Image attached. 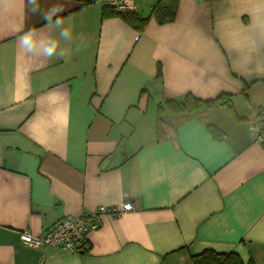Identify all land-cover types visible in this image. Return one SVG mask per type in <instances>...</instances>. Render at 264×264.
<instances>
[{"label":"crops","instance_id":"crops-1","mask_svg":"<svg viewBox=\"0 0 264 264\" xmlns=\"http://www.w3.org/2000/svg\"><path fill=\"white\" fill-rule=\"evenodd\" d=\"M109 1L0 0V264H264V0H139L143 31ZM66 215L87 253L21 241Z\"/></svg>","mask_w":264,"mask_h":264},{"label":"built area","instance_id":"built-area-1","mask_svg":"<svg viewBox=\"0 0 264 264\" xmlns=\"http://www.w3.org/2000/svg\"><path fill=\"white\" fill-rule=\"evenodd\" d=\"M109 7H113L121 16H126L132 12H138L139 0H111ZM252 138L260 143L264 148V108H262L257 118L249 125ZM125 209H130L126 205ZM110 211L105 206H101L93 213L94 217H100ZM98 222L84 215H66L60 218L46 232L34 235L30 231L21 233L20 238L23 244L34 248L54 247L67 252H78L80 247L86 242L89 232L98 227Z\"/></svg>","mask_w":264,"mask_h":264},{"label":"trees","instance_id":"trees-1","mask_svg":"<svg viewBox=\"0 0 264 264\" xmlns=\"http://www.w3.org/2000/svg\"><path fill=\"white\" fill-rule=\"evenodd\" d=\"M109 8L114 11V13L121 16L120 13H118L113 7ZM177 8V0H159L155 4L152 13L159 23L172 22L176 17ZM121 17L140 31L144 30L147 22L146 18H141L138 15V12H132ZM189 98L190 95L185 97L187 100L184 102L169 100L166 102V105L171 107L175 112H190L196 110L198 107H200V104H202L201 101L196 99L189 102ZM87 244L88 242L86 240V242L80 247L79 251L82 253H87L89 251V247L85 248ZM192 258L194 264H244L238 255L217 253L212 250H207L200 254L192 255Z\"/></svg>","mask_w":264,"mask_h":264},{"label":"clouds","instance_id":"clouds-1","mask_svg":"<svg viewBox=\"0 0 264 264\" xmlns=\"http://www.w3.org/2000/svg\"><path fill=\"white\" fill-rule=\"evenodd\" d=\"M61 35L65 36V37L69 36L70 35L69 30L67 28H65L61 32ZM53 51H54V48L53 49H49L48 54L51 55Z\"/></svg>","mask_w":264,"mask_h":264},{"label":"rangeland","instance_id":"rangeland-1","mask_svg":"<svg viewBox=\"0 0 264 264\" xmlns=\"http://www.w3.org/2000/svg\"><path fill=\"white\" fill-rule=\"evenodd\" d=\"M63 218V217H62ZM59 220V219H58Z\"/></svg>","mask_w":264,"mask_h":264}]
</instances>
